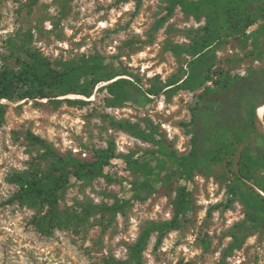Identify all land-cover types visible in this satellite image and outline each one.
<instances>
[{"label":"rangeland","instance_id":"rangeland-1","mask_svg":"<svg viewBox=\"0 0 264 264\" xmlns=\"http://www.w3.org/2000/svg\"><path fill=\"white\" fill-rule=\"evenodd\" d=\"M168 2L143 0L138 6L136 0H0V70L18 68L16 57H25L30 49L58 68L68 61L101 54L137 76L147 89L156 80L166 81L178 72L184 57L171 45L189 42V30L204 23L178 8L155 29ZM253 48L251 43L229 39L218 50L215 74L246 75L250 68L264 67V46L257 52ZM198 92L180 90L171 98L153 95L152 101L138 106L108 105L112 95L107 89L96 91L91 98L60 95V102L48 98L2 100L0 264H115L116 260H129L130 246L147 226L172 218L178 178L170 186L133 200L125 211L113 213L107 207L130 198L131 182L136 178L123 159H114L107 169L113 180H71L58 201L62 221L48 231L40 225L47 206L9 201L18 188L10 181L11 174L50 167L44 149L32 143L29 134L46 140L62 154L87 160L110 142L117 153L156 148L113 126L112 120L127 119L143 127L153 123L173 148L186 153L191 148V134L185 123L191 119ZM75 98L86 102L68 101ZM260 129L264 131L263 121ZM211 168L210 175L197 173L188 182L193 203L182 226L166 231L161 241L153 233L142 264H264V224L240 200L236 165L230 169L218 163ZM229 192L236 198L233 207L215 208ZM235 234L240 246L230 249Z\"/></svg>","mask_w":264,"mask_h":264},{"label":"trees","instance_id":"trees-1","mask_svg":"<svg viewBox=\"0 0 264 264\" xmlns=\"http://www.w3.org/2000/svg\"><path fill=\"white\" fill-rule=\"evenodd\" d=\"M136 1L138 6L143 2ZM178 8L204 23L189 30V42L171 45L176 54L184 57L178 72L166 81L156 80L147 89L137 76L108 62L101 54L68 61L58 68L39 51L30 49L25 57H16L18 68L0 70V128L5 120L2 100L48 98L60 102L57 99L60 95L73 93L91 98L96 91L107 89L112 95L107 98L108 105L138 106L152 101L153 95L171 98L180 90L195 93L200 90L195 94L191 119L185 123L191 134V148L186 153L173 148L155 124L143 127L127 119L112 120V124L156 148L117 153L114 142H110L107 148L96 150L93 159L87 160L73 153L62 154L36 135L28 136L32 143L44 149L50 167L12 173L10 181L18 188L9 201H33L47 206L48 212L40 222L43 230L50 231L61 223L58 201L71 180L98 177L113 180L107 169L114 159H123L136 178L131 182V197L107 207L113 213L125 211L133 200L155 193L161 186H170L178 178L172 218L147 226L130 246V259L116 260L115 264H142L143 252L153 233L157 232L161 241L166 231L182 226L193 203L188 182L197 173L210 175L212 164L224 163L230 169L236 165L234 174L240 200L264 224V131L260 129L257 112L264 104V67L250 68L246 75L215 74L218 50L229 39L244 45L251 43L255 52L264 46V0H169L166 13L156 22L155 29L172 18ZM102 83L105 84L100 86ZM68 101L86 102L78 98ZM217 176L225 179L222 174ZM235 200L229 192L228 198L214 207L230 209ZM240 242L235 234L230 249L239 247Z\"/></svg>","mask_w":264,"mask_h":264},{"label":"bare ground","instance_id":"bare-ground-1","mask_svg":"<svg viewBox=\"0 0 264 264\" xmlns=\"http://www.w3.org/2000/svg\"><path fill=\"white\" fill-rule=\"evenodd\" d=\"M76 96H81V95H76ZM257 112H258L259 119L264 122V120H263V118H264V104L258 108Z\"/></svg>","mask_w":264,"mask_h":264},{"label":"built area","instance_id":"built-area-1","mask_svg":"<svg viewBox=\"0 0 264 264\" xmlns=\"http://www.w3.org/2000/svg\"><path fill=\"white\" fill-rule=\"evenodd\" d=\"M83 155H84V156H86L87 154H86V153H84Z\"/></svg>","mask_w":264,"mask_h":264}]
</instances>
